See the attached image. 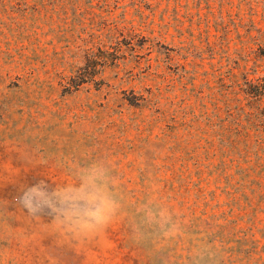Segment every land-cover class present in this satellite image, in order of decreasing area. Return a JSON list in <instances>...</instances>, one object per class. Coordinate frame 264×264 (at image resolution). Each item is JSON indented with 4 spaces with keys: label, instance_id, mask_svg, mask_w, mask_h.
I'll use <instances>...</instances> for the list:
<instances>
[{
    "label": "rangeland",
    "instance_id": "rangeland-1",
    "mask_svg": "<svg viewBox=\"0 0 264 264\" xmlns=\"http://www.w3.org/2000/svg\"><path fill=\"white\" fill-rule=\"evenodd\" d=\"M259 26L264 0H0V264H264V120L229 87L264 76ZM94 172L115 211L70 231Z\"/></svg>",
    "mask_w": 264,
    "mask_h": 264
},
{
    "label": "clouds",
    "instance_id": "clouds-1",
    "mask_svg": "<svg viewBox=\"0 0 264 264\" xmlns=\"http://www.w3.org/2000/svg\"><path fill=\"white\" fill-rule=\"evenodd\" d=\"M100 180L101 175L94 172L74 193H57L64 217L61 222L66 223L70 231L87 233L107 223L114 213L115 204L109 199L104 186L98 183Z\"/></svg>",
    "mask_w": 264,
    "mask_h": 264
},
{
    "label": "trees",
    "instance_id": "trees-1",
    "mask_svg": "<svg viewBox=\"0 0 264 264\" xmlns=\"http://www.w3.org/2000/svg\"><path fill=\"white\" fill-rule=\"evenodd\" d=\"M250 14L252 12H255L252 8L249 9ZM255 22L253 20H250L247 25L248 28H252L254 26ZM257 32L260 36L264 35V29L261 30L260 26L257 28ZM255 69L246 70L243 73L242 81L239 85H234V82H231V85L229 86L230 89H235V87L238 88L239 91H242L245 93V97H247L250 101H254L257 103V113L260 115L261 119L264 120V76L258 75V77L250 78V75L252 72H254ZM231 74V73H230ZM221 86H223L221 84ZM227 106L228 116H233V112L230 107Z\"/></svg>",
    "mask_w": 264,
    "mask_h": 264
}]
</instances>
